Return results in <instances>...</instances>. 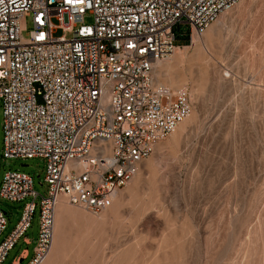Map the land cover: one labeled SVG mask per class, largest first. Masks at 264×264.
<instances>
[{
    "label": "built area",
    "instance_id": "built-area-1",
    "mask_svg": "<svg viewBox=\"0 0 264 264\" xmlns=\"http://www.w3.org/2000/svg\"><path fill=\"white\" fill-rule=\"evenodd\" d=\"M240 1L0 0L3 157L43 158L47 185L41 195L23 171L2 176L1 199L29 200L0 242V264L31 227L37 199L38 233L26 264L47 259L60 198L95 214L105 209L191 111L188 84L174 90L154 79L156 62L180 46L175 27H187L191 45ZM6 225L0 209V235ZM27 256L24 248L10 264Z\"/></svg>",
    "mask_w": 264,
    "mask_h": 264
},
{
    "label": "rangeland",
    "instance_id": "rangeland-1",
    "mask_svg": "<svg viewBox=\"0 0 264 264\" xmlns=\"http://www.w3.org/2000/svg\"><path fill=\"white\" fill-rule=\"evenodd\" d=\"M187 30L175 27L176 44L185 47L156 65L154 79L174 90L189 85V115L101 212L68 203L66 218L57 213L55 251L46 264H264V0H242L222 12L193 36L194 44ZM7 170L29 174L33 189L46 193L43 158L3 157L0 104V181ZM26 200L0 198L7 218L0 242ZM38 200L24 233L30 243L20 237L1 264L24 248L28 256L19 264L31 258Z\"/></svg>",
    "mask_w": 264,
    "mask_h": 264
},
{
    "label": "bare ground",
    "instance_id": "bare-ground-1",
    "mask_svg": "<svg viewBox=\"0 0 264 264\" xmlns=\"http://www.w3.org/2000/svg\"><path fill=\"white\" fill-rule=\"evenodd\" d=\"M204 34V33H203ZM202 34V35H203ZM202 35H200V36H202ZM200 36H196V37H200ZM197 39V38H196ZM196 39H194V37H193V40H192V44H194L195 42H197L196 41ZM198 40V39H197ZM178 47H180V48H178ZM181 47H183V46H177L176 48H175V50H174V52L167 58V59H169V58H171L173 55H174V53L176 52V50L178 49V50H181L182 48ZM176 60H175V63H181V56L179 55V53L177 54V56H176V58H175ZM163 60H161V61H158V62H156V64H155V69H154V73H155V70H156V65L159 63V62H162ZM160 74H162V69H161V71H160ZM164 74H165V72H164ZM163 75V74H162ZM169 76V75H168ZM176 80V79H175ZM179 80V79H178ZM177 81V80H176ZM175 82V81H174ZM185 86V85H184ZM191 95H192V91H191ZM183 121V120H182ZM180 123H182V122H180ZM180 123L178 124V125H180ZM178 125H177V127H178ZM177 127L175 128V130L177 129ZM174 130V131H175ZM138 167V166H137ZM137 169V168H136ZM135 175V174H134ZM114 195V194H113ZM113 195H112V197H113ZM68 203H67V201L65 200V199H63V198H60L59 199V201H58V204H57V208H56V215H57V213H58V216L62 219V218H66L67 217V214H68V212H69V208H67L66 207V205H67ZM55 227H56V217H55ZM55 240V233H54V239H53V244H52V247H51V250L53 251V254H54V241ZM55 246H56V244H55ZM51 250H50V253L52 254V252H51ZM50 253H49V255H50ZM57 254H58V252H57ZM49 255H48V257H47V259L45 260V262L47 263V260H48V258H49ZM52 257H53V255H52ZM50 260V259H49ZM48 260V261H49ZM52 261V260H51ZM44 262V263H45ZM50 262V261H49ZM43 263V264H44ZM45 263V264H46ZM52 263V262H51Z\"/></svg>",
    "mask_w": 264,
    "mask_h": 264
},
{
    "label": "crops",
    "instance_id": "crops-1",
    "mask_svg": "<svg viewBox=\"0 0 264 264\" xmlns=\"http://www.w3.org/2000/svg\"><path fill=\"white\" fill-rule=\"evenodd\" d=\"M179 45H180V46H182L183 44H179ZM183 47H185V46H183ZM178 48H180V47H178ZM58 255H59V254H58ZM58 255L56 256V258H58V257H59ZM53 264H54V263H53Z\"/></svg>",
    "mask_w": 264,
    "mask_h": 264
}]
</instances>
